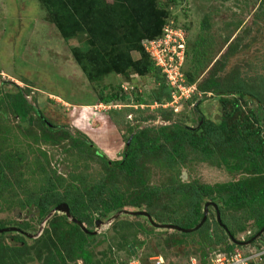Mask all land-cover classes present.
Segmentation results:
<instances>
[{"label": "rangeland", "instance_id": "rangeland-1", "mask_svg": "<svg viewBox=\"0 0 264 264\" xmlns=\"http://www.w3.org/2000/svg\"><path fill=\"white\" fill-rule=\"evenodd\" d=\"M160 1L169 11L166 23L185 33L183 67L184 75L193 76L191 95L166 108L152 106L151 101L148 106L135 109L132 98L126 101L130 102L128 105L119 109L106 107L102 98L115 93L122 84H131V95H144L149 100L152 90L157 87L154 77L138 74L126 77L112 72L97 81H89L72 54L73 46L85 48L84 36L63 38L54 24L45 19L46 10L39 0H0V224L18 228L0 232L4 233L0 242L9 244L13 236L22 237L35 255L45 242L52 248L61 238L57 235L58 225H52L50 220L54 214L64 212L52 210L49 216L40 220L37 208H20L14 201L13 191L3 187L2 183L10 179L15 182L17 174L23 173L18 180L26 181L27 185L40 176L33 167L45 165L59 173L65 171L64 176H78L92 186L101 179L105 168L96 155L83 147L85 142L104 153L106 158L117 160L125 150L127 139L145 128H158L173 122L196 127L201 118L218 124L223 118L220 98L224 95L217 91L246 89L250 93L245 97L231 94L228 98H239L242 112L256 110L258 106L264 111V0ZM132 55L134 59L140 57L138 51H133ZM211 82L215 83L216 91L204 89ZM11 94L27 98L30 105L39 108L59 129L50 132L35 114L31 125L23 124L9 110L7 96ZM22 156V160L19 159ZM232 159L224 163L216 157L199 161L189 156L188 166L182 168V177L210 185L245 178L231 169ZM146 164H150V183H159L165 169L161 173L159 166L151 160ZM144 178L139 175L122 177L119 185L130 193ZM220 204L223 207L219 209L220 214L223 212L240 240L256 231L245 211L227 210ZM209 211L215 213L213 207ZM127 215L119 216L131 222H143L145 230L118 231L112 228V215L102 218L101 226L95 225L96 237L89 245L97 264H112L113 253L123 257L127 241L132 240H136L138 247L134 252L141 253L146 264H154V256H162L163 264H192L190 257L201 256V247L196 243L198 236L175 244L178 241L174 229L156 226L154 229L146 222L145 215L139 218L134 217L135 214ZM242 225L249 227L248 230H239ZM91 229L94 231V226ZM120 232L126 233V237H121ZM43 237L46 241L37 243V239ZM260 240L264 242V235ZM25 264L43 263L34 259ZM69 264L83 262L77 259ZM252 264H264V256Z\"/></svg>", "mask_w": 264, "mask_h": 264}, {"label": "trees", "instance_id": "trees-1", "mask_svg": "<svg viewBox=\"0 0 264 264\" xmlns=\"http://www.w3.org/2000/svg\"><path fill=\"white\" fill-rule=\"evenodd\" d=\"M39 1L46 10L45 19L54 24L63 38L84 36L82 41L86 45L85 48L73 46L72 54L87 80L97 81L112 72L126 77L130 74L151 75L157 85L152 90L151 98L147 100L144 95H131L134 101L150 104L151 101L171 99L172 88L143 46L144 39L162 35L169 17L168 9L160 0ZM133 51H138L140 57L134 59ZM182 70L184 72V67ZM185 78L187 84L193 82V76L185 73ZM214 85V82L208 83L204 89L211 88L216 91ZM248 93L250 92L242 88L217 91V94L224 95L220 96L224 113L218 124L201 118L196 127L173 122L134 133L127 139L125 150L117 160L106 158L104 153L85 142L83 147H86L90 154L96 155L105 168L101 179L92 186L78 176L67 177L63 175L65 171L59 173L51 167L45 168V165L33 167L40 176L35 177L32 183L28 182L30 184L26 185V181L18 180L23 175L20 173L15 176V182L10 179L2 185L6 190L13 191L14 201L20 208H37L40 220L57 205L67 203L71 215L84 223L90 231L93 226L95 230L98 220L109 218L124 209L146 210L156 223L193 228L202 219L205 204L211 202L208 211L213 207L215 213L210 210L205 223L199 229L191 232L175 229L172 231L178 241L175 244L179 245L184 239L199 237V242L196 243L201 247V256L190 257L192 264H212L211 258L215 251L225 248L226 252H230L238 246L232 242L228 231L239 239L223 212L221 219L228 229L218 222L214 204L220 210L223 209L221 202L227 210L245 211L256 231L244 240L251 238L264 226V111L258 106L256 110L242 112L240 99L228 98L231 94L245 97ZM7 98L9 110L25 121L29 118V125L32 124L35 114L50 132L59 129L39 108L25 105L26 99L23 96L11 94ZM102 100L103 103H122L130 101L131 98H128L119 86L115 93L106 95ZM27 108L31 110V116ZM18 126L22 127L21 123ZM47 140L50 141L51 137L48 136ZM153 156L156 158H151ZM189 156L199 161L216 157L224 163H229V159L233 158L231 169L246 177L236 182L215 185L185 180L182 177V168L188 166ZM22 158L23 156L19 157L21 160ZM148 160L159 166L161 173L165 169L164 177L159 183H150V164H146ZM138 175L145 178L141 179L130 193L119 185V179L122 177ZM134 217L139 218L140 215ZM146 222L154 229L157 227L147 217ZM50 223L58 225L57 235H61L59 244L56 242L49 248L44 237L38 238L37 243L43 241L45 246H40L34 255L31 253L32 247L28 246L24 238L13 236L9 244L0 242V264H25L34 259L41 260L43 264H69V261L77 259H81L83 264H97L93 250L89 248L96 237L93 233L86 232L66 214H54ZM111 224L112 228L118 231L145 230L143 222H131L120 216ZM3 227L5 225L1 223L0 228ZM248 228L242 225L239 230L246 231ZM122 233H119L120 236L126 237V233ZM2 234L4 233L0 234V238ZM256 242L257 240L253 241ZM221 245L224 247H220ZM126 247V254L117 257L113 253L110 263L126 264L131 258H138L142 264H146L142 254L134 252L138 249L136 240L127 241Z\"/></svg>", "mask_w": 264, "mask_h": 264}, {"label": "built area", "instance_id": "built-area-1", "mask_svg": "<svg viewBox=\"0 0 264 264\" xmlns=\"http://www.w3.org/2000/svg\"><path fill=\"white\" fill-rule=\"evenodd\" d=\"M185 33L181 28L170 27L165 24L163 33L156 38H147L143 40V46L155 61L164 76L167 83L172 88L171 99L165 101H154L151 103L155 107H167L174 105L182 97L189 98L192 85L187 84L184 72L182 70L186 56V40ZM121 88L128 98H131L133 87L131 84H122ZM107 107L121 108L123 105L120 102L104 103ZM110 104L112 106H110ZM134 108H142L148 104L131 103ZM242 250V251H240ZM264 256V242L261 240L256 243H251L245 246H236L233 251L226 252L222 250L215 251L212 255V264H252L253 261L261 259ZM154 264H163L162 256H154ZM126 264H142L138 258H131Z\"/></svg>", "mask_w": 264, "mask_h": 264}, {"label": "water", "instance_id": "water-1", "mask_svg": "<svg viewBox=\"0 0 264 264\" xmlns=\"http://www.w3.org/2000/svg\"><path fill=\"white\" fill-rule=\"evenodd\" d=\"M209 204H211V202L205 204L204 215H203L202 219L200 220V222L196 226H194L193 228H183V227H180L178 225L171 224V223H156L155 221H153L151 215L146 210L132 211V210L124 209V210H121V211L117 212L116 214H114L110 219L114 220L121 214H129V213L135 214V215H137V214L138 215H145L152 222V224L154 226H157L159 228H170V229H175V230H179V231H183V232H191V231H195V230L199 229L205 223L207 216H208ZM214 205L216 208V218H217L218 222L221 224V226H223L227 230L228 229L227 226H225V224L222 222L220 210L218 209L216 204H214ZM53 210L64 212L72 221L77 222L86 232H90L93 234L97 232L96 230L90 231L88 228H86V226L83 225V223L81 221L74 218L70 213V209H69V206L67 203H61V204L57 205ZM47 216H49V215H47ZM101 222H102L101 220H98L97 226H101ZM12 229L15 230L18 228L13 227V226L3 227V228H0V232L9 231ZM228 232H229L230 239L232 240V242L234 244L239 245V246H245V245L252 243L253 241H255L256 239H258L259 237H261L264 234V226L248 240H239V239L235 238V236L230 231H228Z\"/></svg>", "mask_w": 264, "mask_h": 264}, {"label": "flooded vegetation", "instance_id": "flooded-vegetation-1", "mask_svg": "<svg viewBox=\"0 0 264 264\" xmlns=\"http://www.w3.org/2000/svg\"><path fill=\"white\" fill-rule=\"evenodd\" d=\"M17 95V94H16ZM24 97V96H23ZM26 99V100H25ZM24 100L26 101V104L25 105H27L28 107L30 106V102L27 100V98H25ZM29 104V105H28ZM28 110H29V116H31V114H32V112H31V110L29 109V108H27ZM13 113V112H12ZM14 116H15V118H20L21 119V122L22 123H24V124H27V122L29 123V118H27V122L25 121V120H23L19 115H15L14 114ZM261 238V237H260ZM259 238V239H260ZM259 239H257V240H259ZM263 241V240H262ZM253 243V242H252Z\"/></svg>", "mask_w": 264, "mask_h": 264}, {"label": "crops", "instance_id": "crops-1", "mask_svg": "<svg viewBox=\"0 0 264 264\" xmlns=\"http://www.w3.org/2000/svg\"><path fill=\"white\" fill-rule=\"evenodd\" d=\"M258 232V231H257ZM264 235V234H263ZM250 239V238H249ZM246 240H248V239H246ZM257 240V239H256ZM259 241H261L260 239L259 240H257V242H259ZM251 244V243H250Z\"/></svg>", "mask_w": 264, "mask_h": 264}]
</instances>
